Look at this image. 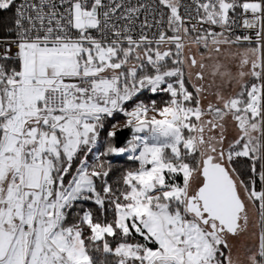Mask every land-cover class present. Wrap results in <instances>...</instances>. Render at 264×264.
Instances as JSON below:
<instances>
[{"label": "snow or ice", "instance_id": "6c2138e0", "mask_svg": "<svg viewBox=\"0 0 264 264\" xmlns=\"http://www.w3.org/2000/svg\"><path fill=\"white\" fill-rule=\"evenodd\" d=\"M0 11V264H264V0Z\"/></svg>", "mask_w": 264, "mask_h": 264}, {"label": "trees", "instance_id": "16d2710c", "mask_svg": "<svg viewBox=\"0 0 264 264\" xmlns=\"http://www.w3.org/2000/svg\"><path fill=\"white\" fill-rule=\"evenodd\" d=\"M14 12V9H13ZM13 12H2L0 11V36L4 35L5 31H6V26L11 22V17L13 15ZM157 99H159V97H156ZM118 119H120V117H118ZM103 149L101 148V151ZM112 160L113 166L114 168H119L120 166H128V163L126 161L125 158H110ZM118 175L117 171H114L111 176H110V180H114L116 178V176ZM90 207L95 208L94 205H89ZM99 213L97 212V215Z\"/></svg>", "mask_w": 264, "mask_h": 264}, {"label": "water", "instance_id": "95a60500", "mask_svg": "<svg viewBox=\"0 0 264 264\" xmlns=\"http://www.w3.org/2000/svg\"><path fill=\"white\" fill-rule=\"evenodd\" d=\"M127 138V132L126 131H121V130H117V136L115 138L116 143L122 144L123 140Z\"/></svg>", "mask_w": 264, "mask_h": 264}, {"label": "built area", "instance_id": "2783aa9c", "mask_svg": "<svg viewBox=\"0 0 264 264\" xmlns=\"http://www.w3.org/2000/svg\"><path fill=\"white\" fill-rule=\"evenodd\" d=\"M22 2V0H16V3H20ZM36 2H38V0H36ZM126 3H132V4H136L137 3V0H125ZM186 3H190L191 0H185ZM140 19L142 20L143 19V14H141V17ZM218 30V29H217Z\"/></svg>", "mask_w": 264, "mask_h": 264}, {"label": "rangeland", "instance_id": "374dc122", "mask_svg": "<svg viewBox=\"0 0 264 264\" xmlns=\"http://www.w3.org/2000/svg\"><path fill=\"white\" fill-rule=\"evenodd\" d=\"M120 120L122 121L123 120V118L122 117H120ZM123 158H125L126 159V157H123ZM249 242H251V240L249 239Z\"/></svg>", "mask_w": 264, "mask_h": 264}]
</instances>
